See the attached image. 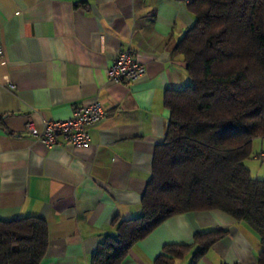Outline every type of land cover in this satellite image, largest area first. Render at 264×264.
Returning <instances> with one entry per match:
<instances>
[{
    "label": "crops",
    "instance_id": "0c3cea01",
    "mask_svg": "<svg viewBox=\"0 0 264 264\" xmlns=\"http://www.w3.org/2000/svg\"><path fill=\"white\" fill-rule=\"evenodd\" d=\"M194 20L185 0H0V220L35 215L47 228L39 264H91L117 223L142 213L141 196L161 143L168 89L189 82L176 42ZM122 49L144 64L137 79L106 70ZM9 84H13L10 87ZM97 99L105 115L75 146L47 145L25 127L67 118ZM225 232L194 264H255L257 233L219 209L171 215L118 264H157L164 247L187 244L173 264H192L197 233Z\"/></svg>",
    "mask_w": 264,
    "mask_h": 264
},
{
    "label": "trees",
    "instance_id": "16d2710c",
    "mask_svg": "<svg viewBox=\"0 0 264 264\" xmlns=\"http://www.w3.org/2000/svg\"><path fill=\"white\" fill-rule=\"evenodd\" d=\"M187 3L194 20L175 49L189 82L164 93L168 123L154 149L142 213L118 221L116 235L101 241L91 264H118L166 218L208 209L247 223L260 241L255 264H264V178L252 176L243 162L252 139H264V0ZM224 232L195 234L199 247L192 264ZM187 246L164 247L173 255L161 254L156 263L173 264ZM46 248L43 219L0 220V264H39Z\"/></svg>",
    "mask_w": 264,
    "mask_h": 264
},
{
    "label": "built area",
    "instance_id": "2783aa9c",
    "mask_svg": "<svg viewBox=\"0 0 264 264\" xmlns=\"http://www.w3.org/2000/svg\"><path fill=\"white\" fill-rule=\"evenodd\" d=\"M186 2L190 0H185ZM3 54V44L0 42V57ZM145 71L144 64L138 61L129 49L120 50L106 70L108 79L116 82H129L137 79ZM13 87V84H9ZM105 111L97 99L82 102L73 107L72 114L67 118H48L43 120V128L37 130L31 121L26 122V130L41 139L47 145L57 142V134L65 141L83 146L89 142L88 126L100 120ZM261 154H264L261 152Z\"/></svg>",
    "mask_w": 264,
    "mask_h": 264
},
{
    "label": "rangeland",
    "instance_id": "374dc122",
    "mask_svg": "<svg viewBox=\"0 0 264 264\" xmlns=\"http://www.w3.org/2000/svg\"><path fill=\"white\" fill-rule=\"evenodd\" d=\"M261 151L264 153V139L258 136L252 139L251 153L243 160L250 174L258 178H264V159L261 157L264 154L258 155Z\"/></svg>",
    "mask_w": 264,
    "mask_h": 264
}]
</instances>
